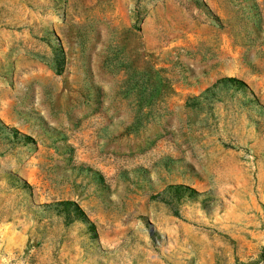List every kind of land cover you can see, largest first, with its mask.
Masks as SVG:
<instances>
[{"label":"rangeland","instance_id":"1","mask_svg":"<svg viewBox=\"0 0 264 264\" xmlns=\"http://www.w3.org/2000/svg\"><path fill=\"white\" fill-rule=\"evenodd\" d=\"M0 264H264V0H0Z\"/></svg>","mask_w":264,"mask_h":264},{"label":"trees","instance_id":"2","mask_svg":"<svg viewBox=\"0 0 264 264\" xmlns=\"http://www.w3.org/2000/svg\"><path fill=\"white\" fill-rule=\"evenodd\" d=\"M229 81H235L237 82L238 84H241V85H244L245 84L241 81V80H238V79H235V78H228ZM59 204L63 205L64 206V211H66V213H70L72 212L73 214L77 215V216H80V217H85V220L86 222L93 227V224L92 222H90L86 216L83 214V212L80 210L79 206L74 202V201H61L59 202Z\"/></svg>","mask_w":264,"mask_h":264}]
</instances>
